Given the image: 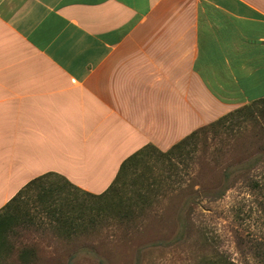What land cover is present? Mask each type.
Instances as JSON below:
<instances>
[{
	"label": "crops",
	"instance_id": "crops-1",
	"mask_svg": "<svg viewBox=\"0 0 264 264\" xmlns=\"http://www.w3.org/2000/svg\"><path fill=\"white\" fill-rule=\"evenodd\" d=\"M264 97V0H0V211L31 180L104 191Z\"/></svg>",
	"mask_w": 264,
	"mask_h": 264
},
{
	"label": "rangeland",
	"instance_id": "rangeland-1",
	"mask_svg": "<svg viewBox=\"0 0 264 264\" xmlns=\"http://www.w3.org/2000/svg\"><path fill=\"white\" fill-rule=\"evenodd\" d=\"M249 125L245 121L239 127L231 124L232 131L228 126L209 130L200 134L194 145L184 148L181 156L171 155L170 159L150 147L144 149L145 155L127 171L121 193L132 206L140 200V191L147 193L148 202L145 213L132 218L128 227L117 222L111 211L96 216V202L90 195L47 177L43 180L44 190L33 187L18 197L13 213L25 223L15 224L19 226H15L12 239L17 246H35L39 258L34 264H54L75 249L78 255L73 264H96L88 253L91 246L106 264H130L138 247L160 237L173 238L178 221L186 217L185 200L190 191L187 171L192 162L186 150L193 149V155L204 157L200 165H194L196 169L205 166L199 178L203 191L217 188L219 176L207 172L204 162L215 157L225 163L247 154L252 138ZM170 162L178 164V175L168 177ZM243 176L220 198L211 199L202 192L190 218L189 240L173 247L167 264H200L202 257L218 256L232 264H264V167L251 168L246 178ZM147 184L155 189L146 190ZM61 212L74 227L60 229L56 219ZM101 217L107 219L96 224L88 222V218ZM79 221L85 227L77 226ZM158 254L155 251L154 255ZM6 264L14 263L8 258Z\"/></svg>",
	"mask_w": 264,
	"mask_h": 264
},
{
	"label": "trees",
	"instance_id": "trees-1",
	"mask_svg": "<svg viewBox=\"0 0 264 264\" xmlns=\"http://www.w3.org/2000/svg\"><path fill=\"white\" fill-rule=\"evenodd\" d=\"M245 121L250 123L248 130L249 134L252 136L251 144L248 148V153L245 155H241L236 160H225L221 162V160L211 157L210 159H206L207 162H204L207 168V172L210 171L214 174L217 172V176H219V187L207 190L204 192L199 178L202 177V167L200 169H196L194 165L201 164L204 157L202 154L193 155L194 150L189 149L186 150V155L192 159L190 164L189 171H187V188L189 191V197L185 200L186 205V219L178 221L179 229L177 230L175 236L173 238L160 237L156 240L148 241L143 243L142 246L138 247L134 256L132 257L130 264H167L168 262V254L173 252V247L180 246L181 244L187 242L189 240V231L192 230L191 219L193 218L195 207L198 205L200 197L203 194H207V197L211 199L220 198L233 183L240 179L241 176L246 178L248 170L254 167L263 166L264 167V97L254 99L248 103H245L228 113L222 115L216 120L200 126L194 129L191 133L183 137L178 142L174 143L169 149L166 151H161L153 147L152 145H146L142 149L134 152L128 158L122 161L120 167L113 178L112 182L109 186L100 193H90L87 191H83L73 185H71L68 181L61 179L60 181L64 182L65 185L70 186L71 188L80 190L88 195H90L96 202V216L102 215L107 211H111L113 213L114 219L117 220L122 226L128 227L132 223V218H135L144 214L146 211V203L147 193L140 191L137 192L140 200L134 204V206L130 205L129 202H125L123 200L122 186L125 184L123 181L127 171L139 160L142 158L144 153V149L150 147L157 152L161 156L169 157L171 155H182V151L188 145H194L200 134H206L207 131H217L219 128H224L228 126L231 128V124L237 125V127L241 126V124ZM247 130V129H246ZM239 131V130H238ZM237 131V132H238ZM178 164L176 162H170V173L168 177L173 175H178ZM173 172V173H172ZM205 172V170H204ZM48 176H40L30 181L26 185L23 190H20L0 211V264H6V260L9 258L12 260L14 264H34L37 263L38 253L37 249L32 244H25L22 246H17L16 242L12 239V236L16 235L15 225L16 223L22 224L25 223V220L22 218H16L13 210L16 206L17 199L24 192L29 191L33 187H40V189L44 190L45 178ZM179 182V180H178ZM197 185V187H196ZM143 186V185H142ZM144 187V186H143ZM154 190L155 188L147 184L145 189ZM156 188H159L157 186ZM41 195V193H40ZM150 203V202H149ZM60 217H57L56 221L60 229L67 230L69 227H74L70 218L64 216V212H61ZM100 215V216H101ZM83 219V218H78ZM107 218H88V222L90 224H96V222L102 220H106ZM85 223L83 221H79L77 226L82 227ZM85 227V226H84ZM66 232V231H65ZM65 235L69 236V232L67 231ZM66 236V238H68ZM82 246V245H81ZM175 247V248H176ZM155 251H159L158 255H154ZM93 256V259L96 260V264H106V261L98 254L95 250L94 246H91L89 252ZM77 249L69 252L63 260L58 261L54 264H73L75 258L77 257ZM200 264H232L231 262L223 259L222 257H202L199 259Z\"/></svg>",
	"mask_w": 264,
	"mask_h": 264
}]
</instances>
